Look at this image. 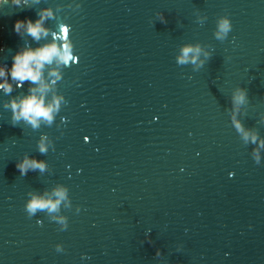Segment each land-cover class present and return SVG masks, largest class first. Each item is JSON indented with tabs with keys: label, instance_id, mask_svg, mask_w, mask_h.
<instances>
[{
	"label": "water",
	"instance_id": "obj_1",
	"mask_svg": "<svg viewBox=\"0 0 264 264\" xmlns=\"http://www.w3.org/2000/svg\"><path fill=\"white\" fill-rule=\"evenodd\" d=\"M41 14L46 35L14 31ZM53 43L68 65L0 77V264H264V0H0V67ZM185 44L211 57L178 65ZM30 89L52 120L13 126ZM25 156L44 170L21 176ZM57 189L58 210L29 218Z\"/></svg>",
	"mask_w": 264,
	"mask_h": 264
},
{
	"label": "clouds",
	"instance_id": "obj_2",
	"mask_svg": "<svg viewBox=\"0 0 264 264\" xmlns=\"http://www.w3.org/2000/svg\"><path fill=\"white\" fill-rule=\"evenodd\" d=\"M13 3L19 7L20 0H13ZM51 15V13H49ZM160 18V22L166 23L165 17L162 13L157 14ZM43 14H41V19L33 21L30 18H25L23 20H16L14 23V31L19 34L21 28H24L25 31L35 39H39L42 34L46 35V30L42 27ZM67 31V29H63ZM232 31V22L227 17H221L216 25V31L214 37L220 42L227 40L229 33ZM205 57L204 60H199L201 53ZM211 57V53L204 52L199 44H185L181 50L180 55L176 58V63L178 65H187L189 63L196 65L199 60L200 67L204 66L206 61ZM57 60L64 65H68L72 59L71 52L67 44L57 46L53 43L46 45L38 49L26 48L22 51H17V53L12 57V66L10 69H7L6 66L0 67V77H6L10 75L13 81H19L20 84H17V87H22V82L30 81L32 83H38L42 77V70L45 64H51L53 60ZM198 69H194L196 71ZM52 75H56V72L53 71ZM0 89H4L6 93L12 91V85L8 83L7 79L4 80V83L0 84ZM43 93L44 88L40 89ZM36 90L30 89L29 95L22 97L17 100H12L10 107L12 110L11 120L13 121L12 125L16 126L18 121L25 120L30 123L33 127L38 126V121L43 119L51 122L52 120V105H45L43 96H37L35 94ZM248 96L247 89L243 87H238L233 94L232 100L234 103L241 104L244 103L245 99ZM238 130L240 125L237 124ZM247 134H245V139H247ZM255 142V137L252 138ZM39 151L41 153L46 152V148L41 143ZM255 163L259 164L258 155L255 157ZM16 168L19 170L21 176L26 175L30 170L36 171L39 169L43 171L45 164L42 161H37L35 159H29L27 156L23 160L17 161ZM56 200L50 198L46 199L37 195H32V198L26 203L25 211L29 218L35 216L37 211L45 213H53L58 210L59 204L66 198V192L63 189H57L54 193ZM57 222L64 224L65 229L67 227L66 222L63 218H60ZM38 223H40L38 221ZM157 256L160 255L158 251Z\"/></svg>",
	"mask_w": 264,
	"mask_h": 264
}]
</instances>
